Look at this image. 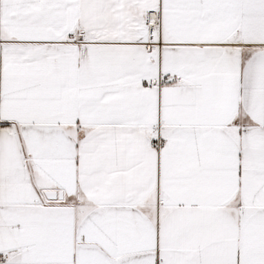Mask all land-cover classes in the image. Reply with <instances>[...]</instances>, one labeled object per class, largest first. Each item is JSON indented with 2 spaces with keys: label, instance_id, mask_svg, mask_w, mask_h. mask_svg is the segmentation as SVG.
<instances>
[{
  "label": "snow or ice",
  "instance_id": "snow-or-ice-1",
  "mask_svg": "<svg viewBox=\"0 0 264 264\" xmlns=\"http://www.w3.org/2000/svg\"><path fill=\"white\" fill-rule=\"evenodd\" d=\"M0 264H264V0H0Z\"/></svg>",
  "mask_w": 264,
  "mask_h": 264
}]
</instances>
